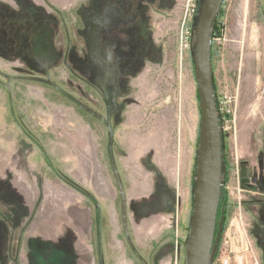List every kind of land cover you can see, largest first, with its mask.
I'll use <instances>...</instances> for the list:
<instances>
[{"label": "rangeland", "instance_id": "1", "mask_svg": "<svg viewBox=\"0 0 264 264\" xmlns=\"http://www.w3.org/2000/svg\"><path fill=\"white\" fill-rule=\"evenodd\" d=\"M192 13L188 0H0V264H185ZM217 28L230 212L213 262L264 264V0H225Z\"/></svg>", "mask_w": 264, "mask_h": 264}, {"label": "water", "instance_id": "2", "mask_svg": "<svg viewBox=\"0 0 264 264\" xmlns=\"http://www.w3.org/2000/svg\"><path fill=\"white\" fill-rule=\"evenodd\" d=\"M225 0H201L192 48L200 98L201 128L197 181L185 264H212L221 200L222 132L214 95L212 48L215 25ZM110 147L114 130L108 122Z\"/></svg>", "mask_w": 264, "mask_h": 264}, {"label": "trees", "instance_id": "3", "mask_svg": "<svg viewBox=\"0 0 264 264\" xmlns=\"http://www.w3.org/2000/svg\"><path fill=\"white\" fill-rule=\"evenodd\" d=\"M217 31H218V28H217V23H216L215 30H214V37H215V34L217 33ZM212 61H213V48H212ZM212 61H211V63H212ZM212 67H213V64H212ZM212 78H213V68H212ZM214 95H216L215 94V90H214ZM216 106H217V110H218V102L216 103ZM218 115H219V119H220V127H221V132H222V182L225 184L224 176H223L224 175V173H223V165H224V157H223V152H224V134H223V127H222V119H221V115H220L219 111H218ZM109 147H110V145H109ZM110 150H111V147H110ZM229 212H230L229 211V203L225 199L224 186H223L222 191H221V200H220L218 215H217V224H216L214 245H213V250H212V263H213L214 259L217 256V251H218V249L220 247V244H221V238H222V234H223V232L225 230V226L227 224L226 221L228 220ZM29 238L32 239L31 236H29ZM43 239H44V237H38V240H39L38 243L42 242ZM44 255H46V251L44 252ZM36 257H37V258H35L36 261L39 260L38 264H42V262H40L41 259L39 257L42 258L43 255L38 254ZM30 262L33 263V258L30 259Z\"/></svg>", "mask_w": 264, "mask_h": 264}, {"label": "built area", "instance_id": "4", "mask_svg": "<svg viewBox=\"0 0 264 264\" xmlns=\"http://www.w3.org/2000/svg\"><path fill=\"white\" fill-rule=\"evenodd\" d=\"M200 1L201 0H188V5L189 6H193V13L191 15L194 16V17H196V15L199 13ZM219 16H218V19H219ZM218 19H217V22H218ZM184 27H185V25H184ZM216 39H217V33L215 34V37H213V42ZM181 40H182V45L183 46L191 48V49L193 48L194 41H195V34H194V29H193L192 26H190V27L188 26L186 29L183 28V31L181 32ZM190 45H191V47H190ZM218 111H219V113L221 115L222 127H223V125L226 122L230 121L229 119H227V116L230 115V112L229 111H225V109L221 108L219 104H218ZM212 264H214V262Z\"/></svg>", "mask_w": 264, "mask_h": 264}]
</instances>
